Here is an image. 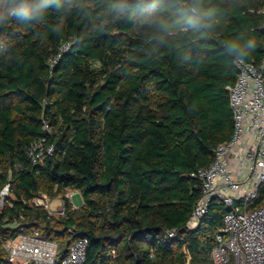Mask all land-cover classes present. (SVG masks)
<instances>
[{
    "label": "trees",
    "instance_id": "obj_1",
    "mask_svg": "<svg viewBox=\"0 0 264 264\" xmlns=\"http://www.w3.org/2000/svg\"><path fill=\"white\" fill-rule=\"evenodd\" d=\"M218 2L214 31L155 54L140 18L112 13V0L0 24V191L11 187L0 264H12L3 243L26 232L57 244L56 264L80 240L85 264H214L227 209L214 200L189 223L203 196L192 174L234 131L238 69L223 41L251 39L245 61L264 60V0ZM40 144L54 151L34 164ZM74 191L79 209L66 200ZM41 194L63 198L65 214L33 204ZM263 201L264 184L253 207Z\"/></svg>",
    "mask_w": 264,
    "mask_h": 264
},
{
    "label": "built area",
    "instance_id": "obj_2",
    "mask_svg": "<svg viewBox=\"0 0 264 264\" xmlns=\"http://www.w3.org/2000/svg\"><path fill=\"white\" fill-rule=\"evenodd\" d=\"M235 66L237 81L228 88L234 115L233 135L216 147L213 163L208 168L192 174L201 181L203 196L193 210L189 226L196 227L207 215L210 203L219 201L227 213L212 250L214 264H264V201L259 207H253L264 184V60L259 65L235 61ZM53 151V147L46 149L40 144L32 146L29 155L38 164ZM10 197L11 187L7 184L0 191V211ZM55 200L59 204L53 208ZM55 200L41 194L33 204L43 207L51 216L64 215V199ZM66 200L74 207L71 193L66 195ZM3 244L12 264L59 261L57 244L39 232L22 233ZM87 248V240L76 242L60 263L85 264Z\"/></svg>",
    "mask_w": 264,
    "mask_h": 264
},
{
    "label": "clouds",
    "instance_id": "obj_3",
    "mask_svg": "<svg viewBox=\"0 0 264 264\" xmlns=\"http://www.w3.org/2000/svg\"><path fill=\"white\" fill-rule=\"evenodd\" d=\"M81 7L82 0H0V24L15 20L24 25L42 19L49 8ZM111 12L117 16L139 17L146 29L149 53L162 47L183 48L196 45L218 24V0H112ZM224 51L243 63L255 48L251 39L223 41Z\"/></svg>",
    "mask_w": 264,
    "mask_h": 264
},
{
    "label": "rangeland",
    "instance_id": "obj_4",
    "mask_svg": "<svg viewBox=\"0 0 264 264\" xmlns=\"http://www.w3.org/2000/svg\"><path fill=\"white\" fill-rule=\"evenodd\" d=\"M71 198L76 209H79L83 206V198L79 191L72 192ZM58 204V200L53 201V208H56Z\"/></svg>",
    "mask_w": 264,
    "mask_h": 264
}]
</instances>
